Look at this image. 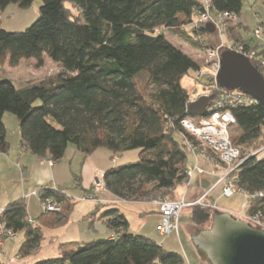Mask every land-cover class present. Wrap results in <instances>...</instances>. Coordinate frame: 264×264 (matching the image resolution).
I'll use <instances>...</instances> for the list:
<instances>
[{
    "label": "trees",
    "instance_id": "16d2710c",
    "mask_svg": "<svg viewBox=\"0 0 264 264\" xmlns=\"http://www.w3.org/2000/svg\"><path fill=\"white\" fill-rule=\"evenodd\" d=\"M34 1L0 0V11L9 5L27 9ZM205 2L41 0L39 18L27 30H0L2 67L7 63L16 68L20 61L33 59L41 68L44 57L58 66L53 77L30 81L20 88L10 80L0 81V154L7 155L10 150L2 118L11 113L19 124L21 151L38 159L48 157L56 164L64 159L69 145L81 153L82 161L101 148L111 153V160L137 150L139 162L105 171L101 179L105 191L130 202L146 201L159 193L169 195L187 177L188 157L183 145L187 134L180 121L192 118L186 112L192 101L181 81L199 67L171 45L163 31L178 36L196 51L216 48L218 40L206 26H195L205 12ZM243 2L210 0L208 10L214 16L233 14L237 21L225 35L229 42L254 50L264 59V46L254 37L245 40L242 31L246 28L238 24ZM250 64L263 75L264 69L252 60ZM142 73L147 75V83L140 89L137 78ZM208 84L211 102L215 91L212 81ZM230 110L239 132L231 142L242 159L247 158L234 173L236 185L247 194L264 193V108L256 104ZM79 179L74 180L78 188ZM37 193L39 200L51 198L59 204L61 212L41 211L30 225L24 198L4 207L0 214V227L14 236L24 235L18 251L24 259L42 243L40 224L59 227L77 203L61 188L46 186ZM86 193L97 200L92 188ZM96 206L87 216L90 228L104 205ZM260 209L264 210V197L251 203L248 213ZM216 212L193 206L190 221L203 227ZM98 220L109 233L116 234L115 238L85 243L34 264H186L180 254L168 252L150 237L132 233L127 218L117 209L106 210Z\"/></svg>",
    "mask_w": 264,
    "mask_h": 264
},
{
    "label": "rangeland",
    "instance_id": "374dc122",
    "mask_svg": "<svg viewBox=\"0 0 264 264\" xmlns=\"http://www.w3.org/2000/svg\"><path fill=\"white\" fill-rule=\"evenodd\" d=\"M41 7V0L34 1L27 9H23L21 7H18V5H9L5 8L4 11H0V30L17 33V32H24L27 30V28L33 24L37 19L39 18V9ZM70 8V6H69ZM241 13L240 17L238 18L239 22H242L243 26L246 28V31H242V34L244 36H253L254 33L257 30H260V37L257 40L263 41L264 40V1L261 0H244L242 7H241ZM235 23V22H234ZM233 24V23H230ZM213 26V25H212ZM229 27V26H228ZM227 26L223 28L224 33L221 36L219 34V30L214 28V33H211L214 35V39L218 40L216 47H221V52L227 50V47H230L233 45L229 42L226 35V30L228 28ZM163 34L169 41L171 45L178 48L185 56H189L199 67L198 72L189 71L187 75L182 78L181 81L182 87L189 93L190 100L196 101L200 96H206L207 97V86L209 85V78L207 77V73L209 72V69H207V65L204 62V55L199 50H194L189 45H185L178 36L170 34L167 31H163ZM45 64L41 66V68H38L37 62L33 59L29 61H20L19 65L16 68H12L10 70L9 68L6 69L4 67V71H1V68H3L1 65L0 67V81L2 80H10L17 88L25 86L26 83L30 81H40L41 79L47 78V77H53L56 74V71L58 70V66L51 62L49 59L44 57ZM199 72H202L203 74L199 76ZM264 75V72H263ZM138 84L139 88L142 89L144 86H146L147 83V75L145 73H142L138 78ZM193 119V118H191ZM5 130L7 131V142L10 144V150L8 151L9 159L6 160L5 165L3 166L2 170H0V208H4L10 204H12L14 201L22 199L23 192L26 189H29V191L32 192L34 190L33 186L29 187V185H26V180L28 179V175L25 173H21L17 161V155L19 154L18 151L20 149V133L18 131V121L15 119L13 114L7 113L2 118ZM193 123H196V120L193 119ZM231 137L238 135L239 132L234 126V128L230 131ZM107 150L101 148L100 150L95 151L94 157L98 158L102 155H107V159L109 158V154H107ZM139 151L134 150L132 152H125L122 155L117 156L118 162H113V160L106 161L109 166L118 167V166H124V165H133L137 162H139L138 159ZM3 154H0V157H3ZM81 153L74 149L73 146L69 145L67 148V156L65 162H57L59 166V174L61 175L62 181L65 185H67V189H65V193L70 196L80 197V193L78 192V189L74 182L75 175L79 177V168L81 166ZM187 162H186V168L188 169V172L191 170H194V167L197 165L198 168L203 169H213V167L209 165H205L203 162L202 164H196L195 158L191 155H187ZM4 158V157H3ZM100 159V158H99ZM70 162V164H69ZM69 165L71 166L70 170L72 171L73 176L71 177L66 173L68 171ZM110 167V168H111ZM205 169V170H206ZM198 174H194L191 181V186L187 189L190 193L192 191L198 190L199 191V184L198 179L196 178ZM211 183H214L215 179H210ZM184 184L181 183L176 188L177 193L183 191L185 187H183ZM30 192V193H31ZM170 194V192H168ZM182 194V193H181ZM169 195H162L159 193L158 195H155L151 198H148L145 202H148L152 199L159 198V197H168ZM24 197V196H23ZM33 196L26 195V205L28 209V213L30 211L34 214L33 216L36 218L41 213L40 208V200L38 196H35L34 198H30ZM212 197L214 198L213 205L216 207V211L218 212H226L229 213L231 216H233L236 219H240V215L242 214V206L245 202H247L240 194L234 195L231 198H224L222 196V190L217 187L215 188V192L213 193ZM219 197V198H218ZM215 198H218L215 200ZM76 199V198H75ZM85 201L81 200V198L78 199V203H82ZM83 205V204H82ZM120 207L117 205L114 206H106L105 210H114V208ZM123 207H127L129 212H136L131 206L125 205ZM116 209V208H115ZM246 212V211H245ZM181 216L178 222L179 225V232L176 236L174 233L159 237L158 234L155 232L154 226L153 232L150 227L148 228V237L155 240L158 244L162 243V245L165 247V249L172 253H178L180 254L184 259L186 264H211L208 257H206L205 254L201 252L199 253V249L197 246H195L193 242V236L198 234L200 231H205L210 229L211 224L210 221H208L205 226L198 227L195 224H192L190 221V209H183L181 212ZM30 217V216H29ZM73 221L75 224L79 221V218L77 215L73 217ZM243 221V220H242ZM79 225V224H78ZM86 225V224H85ZM97 229L101 231V225L97 223ZM150 226V225H149ZM82 227V225H81ZM150 230V233H149ZM86 232L82 230L81 236L85 238L84 236ZM24 240L23 234H17L13 238H3V240H0V263L1 264H12V260L16 257L19 258L18 251L20 249V246ZM1 243H4V246H1ZM52 249L55 250V247ZM54 254H49L47 259L53 258ZM34 255H31V258H33ZM29 259L20 258L18 261V264L24 263V261H27ZM37 261V260H35ZM35 261L33 260L30 264H34Z\"/></svg>",
    "mask_w": 264,
    "mask_h": 264
},
{
    "label": "built area",
    "instance_id": "2783aa9c",
    "mask_svg": "<svg viewBox=\"0 0 264 264\" xmlns=\"http://www.w3.org/2000/svg\"><path fill=\"white\" fill-rule=\"evenodd\" d=\"M209 4L210 0H206L204 5L205 12L200 14L195 21V26H207V24H211L215 26V29H220L219 34L222 36L224 33L223 28L230 26V23L236 22V17L231 13H219L215 16L211 15L208 10ZM259 37L260 30H257L254 33V38L257 40ZM221 48L222 46H218L214 49L202 52L204 55V62L208 67L207 69H209L207 77L212 81L213 84L211 88L215 91V96L211 99V102L209 101L206 114L196 120V123H193V119H183L180 121L181 127L185 134H187V136L183 138V145L186 148L187 155H192L196 160V164H199L200 161L204 160L207 164L213 167L212 172L203 168H198L199 166L197 165L194 167V170H191L190 172H188L187 169V177L183 182V187L188 189L191 186L192 177L195 173L202 177L203 175L212 176L213 178H217V180L202 197L193 202H187L183 196L181 199L175 201H169L163 197L150 200L149 203L156 207L160 216L159 223L155 228L159 237L167 236L172 233L176 236L178 235V222L183 209H191L193 206H201L203 208L209 207L215 211L216 207L205 201V199H207L209 194L217 187L222 190V196L224 198H231L234 195L240 194L243 199L247 201L242 206V214L240 215L241 220L264 232V210H257L253 214L248 213L251 203L253 204L260 201V199L264 197V193L260 191L253 194H247L236 185L237 179L234 173L247 158L242 159L240 150L231 142L232 137L230 133L231 129L236 125V121L230 109L233 107L245 108L256 106L259 102L257 99L245 94L243 95L238 91H227L217 86L216 76L220 70L219 63ZM227 48L228 51L244 55L249 61L252 60L258 67L264 69V59L256 56V51L247 50L243 45H231ZM202 74V72H199V76ZM260 151L261 150L253 153L252 156L257 155ZM47 163L51 167L55 165L49 161ZM92 190L96 194L105 191L104 183H102L101 179L93 181ZM29 196L35 197L38 196V193L35 191ZM81 200L91 201L93 199L87 196L86 198H81ZM40 208L45 214H58L61 212L62 207L55 203L51 198H46L40 200ZM27 220L30 225L35 223L31 218ZM13 237L14 235L11 232H6L4 228L0 227V239Z\"/></svg>",
    "mask_w": 264,
    "mask_h": 264
},
{
    "label": "crops",
    "instance_id": "0c3cea01",
    "mask_svg": "<svg viewBox=\"0 0 264 264\" xmlns=\"http://www.w3.org/2000/svg\"><path fill=\"white\" fill-rule=\"evenodd\" d=\"M238 24H242V22L238 21ZM243 37L245 40L253 38V36H244V35ZM260 38L262 39V37ZM258 42H260L261 45L264 46V40L263 41L258 40ZM4 67H6V69L9 68L10 70H12L9 64H6ZM4 67L1 68V71L2 70L4 71ZM107 152H108L107 154H109L108 160L109 159L111 160V157H112L111 153L108 150ZM18 153L19 154L17 155V161H18V164H20L19 166L20 172L22 174L25 173V175L26 174L28 175V179L25 181L26 185H29V187L33 186L34 188L32 192L29 191V189L25 188V191L23 192V195H22V199H24L25 196L28 194L30 195L34 193L35 191L37 192L38 190L42 188H46V186L52 189H56V190L58 188H61L64 191L65 189H67L66 187L67 185L64 184V182L62 181L61 175L59 174L60 165L58 163H56L53 167H51L47 163L50 160L48 157H45V159H38L35 156H31L29 153L21 151V149H19ZM94 154L95 152L91 154L89 157L85 158L83 161L81 157V160H80L81 166L79 168V173H80L79 174V177H80L79 184H81V186L80 188L77 187L78 192H81L80 197H75L76 198L75 199L74 196H70L66 194V196L68 197L70 196L77 202L74 205V210L70 214L69 219L64 224L59 225V227H49V226L47 227L45 224L41 223L40 228H41L42 235H43V239L41 241L42 243L40 247L37 249V251L33 254L34 257L33 258H31V256L27 257V259L29 260L24 261V263L22 264H30L33 260L34 261L37 260L35 262H38V260H45L47 259L46 257H48L49 254H54L53 256L59 257L62 254V251L75 250L79 246H82V244H85V243H90V242L100 240V239H110L111 237L115 238L116 234L112 235L111 233H109V230L105 228V226H103L100 220H98V217L101 214H103V212L106 211L104 209L106 206H110V205L120 206V207L115 206V208L123 216L127 218L129 227H130L129 229L134 234H141L145 237H148L150 235V234L149 235L147 234L148 228L150 227V229H152V232H153L152 226H154V229L156 228V225L159 223L160 216L158 214L156 207H154L151 203H149V201L145 202L141 200H136V201H131V202L130 201L123 202L119 200L118 198H116L115 196H112V194H109L107 191H102L100 193L93 194V196H95L97 200H91V201L84 200L85 203L84 202L80 204L78 203L79 198L87 197L86 191L92 188L93 181L97 179H102V176L105 173V171L112 169L114 167V165L113 167H111L109 166V164H107L106 161L108 160H106L107 159L106 154L105 155L101 154V156L98 158L97 157L95 158ZM66 156H67V153L64 159L61 160L60 162H65ZM3 157H0V170H2L3 166L6 163V160L9 159L8 154L4 155ZM113 162H118L117 158L113 159ZM202 162L205 165H209L204 160L200 161L199 164H202ZM70 168L71 166L69 165L68 171H66V173L72 177L74 173H72ZM206 170L209 172L213 171V169H209V170L206 169ZM76 177L78 176L75 175V178ZM196 178L198 179V184L200 188L199 191L195 190L190 193L187 189H183V191L177 193L176 189H174L172 191L170 190V194L166 198L169 201L170 200L175 201V200L181 199V197L183 196L187 202H193L199 199L200 197H202L204 193H206L214 185V183L217 180V178L215 177L213 178L212 176H206V175H203V177L197 175ZM210 179H215L214 183H211ZM214 192L215 190L209 194L208 198L205 199V201H207L210 204L215 203V201H213L214 198L212 197ZM30 198H34V197H30ZM218 198H215V200H217ZM97 204H100L101 206L104 205V206L102 210L98 212V214L95 216L94 220H92L93 228H90L88 224L89 222L91 223V220L90 219L88 220L87 216L90 215L95 210V208L97 207L96 206ZM125 205L131 206V208H133L136 212H129L127 207H123ZM2 209L3 208H0V214L2 213ZM223 213H226V212H223ZM33 215L34 214L31 211L30 213H28V217L30 216V218H32L33 220H36L37 217L35 218ZM75 215H77L79 218V221L77 222V224H75V222L73 221V217ZM97 223L101 225V228H100L101 231L97 229V226H96ZM82 230L86 232L85 234L86 236H84L85 238L81 236ZM201 232L202 231L198 232V234ZM149 233H150V230H149ZM198 234H196V236L194 235L193 238L197 237ZM158 245L165 248L162 245V243ZM1 246L3 247L4 243L3 244L1 243ZM53 247H55V250L52 249ZM200 252L201 251L199 250V253ZM200 255H202V252ZM19 260H20V257L19 258L15 257L12 260V264H18Z\"/></svg>",
    "mask_w": 264,
    "mask_h": 264
},
{
    "label": "water",
    "instance_id": "95a60500",
    "mask_svg": "<svg viewBox=\"0 0 264 264\" xmlns=\"http://www.w3.org/2000/svg\"><path fill=\"white\" fill-rule=\"evenodd\" d=\"M206 31L214 33L211 24ZM216 84L227 91H238L257 99L264 108V77L244 56L225 50L220 56ZM209 100L200 96L192 101L187 114L200 118L206 114ZM211 227L192 238L195 246L208 257L211 264H264V232L236 219L229 213L216 212Z\"/></svg>",
    "mask_w": 264,
    "mask_h": 264
}]
</instances>
